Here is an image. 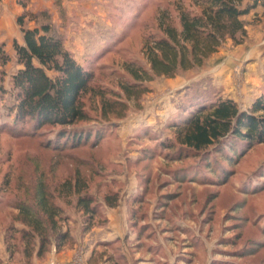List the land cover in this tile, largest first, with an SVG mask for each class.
<instances>
[{"label": "rangeland", "instance_id": "374dc122", "mask_svg": "<svg viewBox=\"0 0 264 264\" xmlns=\"http://www.w3.org/2000/svg\"><path fill=\"white\" fill-rule=\"evenodd\" d=\"M193 2L0 1V45L10 57L5 67L0 65V82L10 89L11 75L20 67L13 47L15 41L23 43L17 17L25 12L47 11L54 32L64 37L66 47L94 74L95 89L104 91L110 101L125 100L127 95L121 85L134 81L125 66L133 62L147 67L143 44L148 37L160 35L159 15L168 12L177 24V8L181 4L195 8ZM254 2L257 7L241 17L247 31L243 43L227 38L202 67L174 78L156 77L145 85L149 91L140 101L127 100L129 109L124 119L96 120L101 117V100L86 95V108L96 121L79 126L104 130L98 146L87 143L61 154L44 147L55 137L51 128L42 129L35 138L0 132V264H62L56 260L59 253L75 249L76 243L81 246L78 251L87 249L83 241L86 234L90 239L88 246L97 240L101 231L92 232L95 227L83 233L85 216L76 208V198L64 199L56 193L65 180L77 177L78 169L81 176L92 179L89 193L98 202L119 191V204L122 199L128 212V216L125 212L119 214L115 221L116 227L127 228L124 245L118 242L101 246L89 264H264V144L248 149L230 167L222 168L221 177L214 175L218 183L212 181L213 169L206 165L213 163L217 169L219 163L224 164L217 154L209 151L210 155L204 158L192 156L181 160L174 158L177 153L161 146L173 137L167 125L180 115L179 105L188 100L186 94L196 84L200 91L195 97L229 98L241 110L249 109L264 94V1L245 0V4ZM40 22L44 20L27 21L26 25L35 27ZM1 98L0 94V104L10 100V95ZM195 166L199 170L188 172ZM43 185L55 194L54 203L63 207L66 220L60 230H70L73 242L58 249L47 225L52 241L39 256V238L29 242L16 231L28 229L16 206L36 204L37 191ZM97 218L104 225L105 221ZM103 227H109V219ZM76 238H82V242H75ZM137 240L144 242L140 254ZM193 242L200 245L196 247ZM156 245L158 254L147 252L148 246ZM119 254L122 261L109 259ZM80 256L63 264H86Z\"/></svg>", "mask_w": 264, "mask_h": 264}, {"label": "trees", "instance_id": "16d2710c", "mask_svg": "<svg viewBox=\"0 0 264 264\" xmlns=\"http://www.w3.org/2000/svg\"><path fill=\"white\" fill-rule=\"evenodd\" d=\"M193 6L195 8H187L181 4L177 8V24L170 13L164 11L159 15L157 30L160 35L148 37L143 44L142 52L147 67L128 63L125 69L134 81L121 85L127 99L111 98V101L106 98L104 91L95 89L94 74L66 47L64 37L54 32L49 12H25L19 15L17 23L23 35V43L15 41L13 47L20 67L11 75L10 89L5 87L4 82H0L1 99L10 95V100L0 104V132L35 138L42 129L51 128L55 131V137L46 142L44 147L61 154L87 143H92V147L98 146L104 137V130H86L79 126L81 123L100 118L102 121L124 119L129 109L128 101L132 98L140 101L149 91L145 85L156 77L174 78L202 67L206 60L219 51L227 38L238 44L243 43L247 31L241 17L249 15L257 3L245 4V0H194ZM40 19L44 22L35 27L26 25L27 21ZM9 61L10 57L0 45V65L5 67ZM1 78L4 79V75ZM196 85L194 90L190 88L189 93L187 91L188 100L179 105L180 115L167 125L173 137L165 140L161 146L177 153L174 158L181 160L192 156L201 158L210 155L209 151L217 154L225 163H219L217 169L213 168V163L207 162L206 165L212 167V181L218 183L214 175L221 177L222 168L230 167L248 149L264 144V94L249 109L241 110L229 98L211 100L195 97L200 91L199 84ZM89 94L101 100V117L96 120L84 102V97ZM213 160L215 167V156ZM193 170L199 168L192 167L188 172L193 173ZM76 174L74 179H67L60 184L56 193L64 199L76 198V208L85 216L82 231L86 234L94 227L106 225L108 218L105 210L119 205L120 192L105 195L104 201L100 203L89 193V182L92 179L81 176L79 169ZM54 199L55 194L49 193L43 185L37 191L36 204L16 206L18 216L28 227L16 231L22 233L25 239L28 238L29 242L36 236L39 238V256L46 252V247L52 241L47 225L58 249L73 242L70 230H60L66 220L65 211L61 205L54 203ZM135 201L134 197L131 204ZM97 216L105 221L104 225H100ZM193 244L198 247L200 242ZM143 245L144 242L137 240V249L141 250ZM147 252L158 254L160 250L157 245L148 246ZM119 255L109 259L122 261V255Z\"/></svg>", "mask_w": 264, "mask_h": 264}, {"label": "crops", "instance_id": "0c3cea01", "mask_svg": "<svg viewBox=\"0 0 264 264\" xmlns=\"http://www.w3.org/2000/svg\"><path fill=\"white\" fill-rule=\"evenodd\" d=\"M122 204H123V202L121 199V203L116 208H107L105 210V214H106L107 218L109 219V227H105L107 229H104V227H98V228L95 227V229H93L92 232H94L96 229H98L99 231H101V232H99L101 235L97 234L100 237L97 236V240H95L94 242L91 240L92 243H90L89 246H88L89 240H90L89 234L85 235V239L83 240L86 242V245H84V246L87 249L85 251H78V249L81 246H79V244L76 243L75 246H73V248H75V249H70V250L68 249L62 253H59L58 257H56L57 258L56 260L63 264V263H66L68 261L73 260L77 255H81L82 258H84V256L82 255L84 253V255L86 254V257L83 259V261H85L86 264H89L88 262L95 258L97 251L98 250L101 251L100 250L101 246L106 247L107 246L106 244H114V243H118V242H119V244L121 243V245H124V241L122 239L125 238V236H127V232H126L127 228L124 227V228L120 229L119 227L115 226V224H117L116 220L118 219L119 214L124 215L123 213L125 212V216H128L127 206H126V210H125V207L122 206ZM128 237H130V236H128ZM92 238H93V236H91V239ZM75 242H82V238H76ZM95 245L96 246L98 245L97 248L95 247ZM140 252H141V250L137 249V254H140ZM122 253L124 254V256H127V253L123 248H122ZM81 256H80V259H81ZM115 261H113V262H115Z\"/></svg>", "mask_w": 264, "mask_h": 264}]
</instances>
